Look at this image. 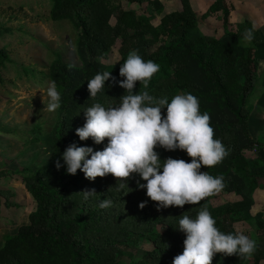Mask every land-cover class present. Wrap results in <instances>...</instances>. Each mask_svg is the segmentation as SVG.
<instances>
[{
  "label": "trees",
  "instance_id": "16d2710c",
  "mask_svg": "<svg viewBox=\"0 0 264 264\" xmlns=\"http://www.w3.org/2000/svg\"><path fill=\"white\" fill-rule=\"evenodd\" d=\"M122 1L143 6L144 11L123 7ZM179 1V10L164 12L161 0H49L50 20L68 21L75 31L78 62L63 60L55 53L48 64L46 76L60 92V106L48 131L36 124L31 132L35 134L32 142H40L41 134L46 133L50 153L42 163L16 170L34 208L26 223L4 236L0 264H152L182 252L185 236L176 229L179 219L183 215L194 217L205 207L220 231L235 233V224L246 222L254 226L257 239L264 241L263 211L251 212L254 192L264 191V161L257 153L263 144L254 137L249 122L258 62L264 63L263 34L248 20L232 25L224 0H214L201 13L200 18L205 19L220 12V30L204 34L189 0ZM3 29L9 31L0 26V35ZM246 30L252 32L250 42L243 40ZM117 40L118 60L102 62ZM131 50L159 65L148 88L137 81L134 92L148 91L155 97L167 96L169 101L175 94L192 93L198 98L200 111L209 114L213 138L220 139L228 151L218 164L201 166L214 177L222 176L224 187L197 204L157 208L145 189L137 187L138 175H132L118 190L120 181L110 173L89 180L79 169L68 174L63 165L59 169L55 166L70 143L93 150L105 146L107 138L100 144L91 138L81 141L75 129L83 125L87 107L94 103L116 106L127 92L109 79L104 90L89 97L87 80L104 71L123 79L119 67ZM7 61L8 52L0 47V68ZM156 151L161 159H192L179 149ZM247 151H254V155L248 157ZM4 174L0 170V176ZM82 190L95 193L84 199ZM102 200H111L112 205L100 208ZM141 202H145L142 208ZM143 240L151 243L150 249L140 248ZM256 244V251L247 259L217 253L211 264H260L264 250ZM130 247L141 251L138 259L133 260L126 251Z\"/></svg>",
  "mask_w": 264,
  "mask_h": 264
},
{
  "label": "clouds",
  "instance_id": "9594fccd",
  "mask_svg": "<svg viewBox=\"0 0 264 264\" xmlns=\"http://www.w3.org/2000/svg\"><path fill=\"white\" fill-rule=\"evenodd\" d=\"M252 38V32L246 30L243 40L250 42ZM158 70V64L131 50L119 67L123 79L117 80L110 71H104L87 80L89 97L104 90L109 79L127 94L121 96L116 106L94 103L83 110L84 123L75 129L79 140L91 138L94 144H100L107 138L105 146L93 150L91 146L70 143L60 153L55 166L59 169L63 165L68 174L79 169L89 180L110 173L120 181L118 190L127 185L128 178L138 175L137 187L145 189L146 196L157 202V208L197 204L221 191L223 177H214L202 171L201 166L218 164L228 151L220 139L213 138L209 114L200 111L198 98L185 92L173 95L169 101L167 96L155 97L148 91L134 92L137 81L147 89ZM46 94V107L54 111L61 99L54 81L48 83ZM157 148L183 150L192 159L187 162L171 156L161 159ZM80 192L84 199L95 193L94 190ZM111 205V200H102L99 207ZM215 224L206 207L194 217L183 215L176 227L185 236L183 250L173 257L172 264H211L217 253L247 259L256 251V241L248 235L224 233Z\"/></svg>",
  "mask_w": 264,
  "mask_h": 264
},
{
  "label": "rangeland",
  "instance_id": "374dc122",
  "mask_svg": "<svg viewBox=\"0 0 264 264\" xmlns=\"http://www.w3.org/2000/svg\"><path fill=\"white\" fill-rule=\"evenodd\" d=\"M174 1L176 0L167 1L166 9L170 8L168 4L174 5ZM122 5L134 8L137 13L144 11L143 6L129 5L125 1H122ZM49 8V0H0V26L9 30L3 29L0 35V47L9 55V61L0 68V170L5 172L0 176V244L6 234L14 233L19 225L27 222V216L34 208V202L26 192L16 170L38 165L50 153L46 133L41 134L40 142H32L35 134L31 132L36 124L48 131L55 116V110L48 111L46 107L48 64L55 53L61 54L63 60L78 62L74 51L75 31L68 21L50 20ZM197 15L202 32L214 33L215 19L212 18V21L207 23L209 18L204 20L200 18L201 13ZM157 20L158 16L153 21ZM118 43L117 40L102 62L112 63L118 60ZM24 68L30 69L31 72H25ZM256 75L257 84L260 77L258 71ZM257 94L250 96L252 103L257 100ZM253 113L254 111L250 114ZM257 123L258 121H254L252 127ZM252 130L253 134L257 135L254 127ZM261 153L258 151L262 158L264 156ZM245 154L252 157L254 151H247ZM258 191L254 192L257 193L255 210L264 206L263 192ZM238 225L243 228L240 230V227L236 226L237 232H243L245 228L252 232L250 227ZM255 241L260 244L259 248L264 250V241L259 238ZM140 246L150 249L151 243L143 240ZM126 251L132 255L133 260L138 259L141 254V251L134 247L127 248ZM173 257L164 256L152 261V264H172ZM125 259L128 260L129 257L126 255ZM262 260L264 261V257L261 258L260 264Z\"/></svg>",
  "mask_w": 264,
  "mask_h": 264
},
{
  "label": "crops",
  "instance_id": "0c3cea01",
  "mask_svg": "<svg viewBox=\"0 0 264 264\" xmlns=\"http://www.w3.org/2000/svg\"><path fill=\"white\" fill-rule=\"evenodd\" d=\"M163 5H164V11L165 12H170L173 10H179L180 9V1L176 0L174 1V5H169V9H166V3L169 0H161ZM214 0H189L190 6L192 7L193 11L196 13H203L206 11V9L209 7L210 4L213 3ZM225 4L229 8V16L228 20L232 25H235L236 23L242 22L244 20H248L252 27L254 29H258L262 32L263 37H264V0H224ZM220 12L213 14L211 16L206 17L205 19H210V23L212 21V18L215 19L216 25L214 26V30L217 29L219 26H221V20L219 19ZM204 19V20H205ZM200 27V24H199ZM202 30V27H200ZM205 28H203L204 30ZM204 34H209V33H204ZM211 35V34H210ZM258 73L260 74L259 77V82L255 84V88L253 90V93H258L257 94V100H254V103L250 102L252 105L251 112L254 111L253 114H250L249 122L251 125V128L253 129L252 125H254V121H258V123L255 125V134L254 137L259 140L263 144V148L261 151L264 156V63L262 61L258 62V68H257ZM258 89V90H257ZM252 93V94H253ZM254 98V99H256ZM251 101V100H250ZM250 112V113H251ZM253 131V130H252ZM258 153V151H257ZM259 155V154H258ZM263 161H264V157ZM258 191V190H257ZM262 191V190H261ZM259 192V191H258ZM263 196H264V191ZM261 194V193H260ZM257 195V193L255 194ZM256 205V204H255ZM255 205L253 206V211L252 213L262 210L263 211V217H264V210L258 209L255 210ZM246 225L250 227L252 232L250 230L244 229L243 233L248 235L251 239L256 240V234L254 233V226L246 223V222H240L236 223L235 226H239L240 230L243 228L242 226L238 225ZM236 227V229H237ZM260 245V244H259ZM264 257V256H263ZM262 264H264V261H261Z\"/></svg>",
  "mask_w": 264,
  "mask_h": 264
}]
</instances>
